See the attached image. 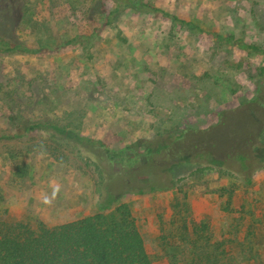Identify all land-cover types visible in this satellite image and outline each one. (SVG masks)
I'll list each match as a JSON object with an SVG mask.
<instances>
[{"label":"rangeland","instance_id":"374dc122","mask_svg":"<svg viewBox=\"0 0 264 264\" xmlns=\"http://www.w3.org/2000/svg\"><path fill=\"white\" fill-rule=\"evenodd\" d=\"M134 1L161 11L128 7L109 20L112 0H0V38L23 48L0 49V227L98 211L92 160L29 124L123 149L214 125L257 95L264 54L227 36L264 48V0ZM219 156L176 165L174 187L120 198L152 264H264V166L247 183L239 162Z\"/></svg>","mask_w":264,"mask_h":264},{"label":"trees","instance_id":"16d2710c","mask_svg":"<svg viewBox=\"0 0 264 264\" xmlns=\"http://www.w3.org/2000/svg\"><path fill=\"white\" fill-rule=\"evenodd\" d=\"M112 1L109 20L128 7L161 11L150 3ZM227 37L232 44L264 54L258 44ZM75 39L77 36L63 43ZM0 49L23 48L0 38ZM259 74L261 87L242 110L235 108L227 116L222 112L218 122L208 127H184L166 139L129 144L123 149H113L101 138L57 123L29 124L28 130L50 131L92 160L99 176V207L94 214L54 226L41 222L33 228L21 220L3 221L0 264H152L130 205L120 198L126 193L145 194L174 187L176 165H220V152L226 164L229 160L239 162L241 170L246 171L245 181L251 183L255 171L264 166V66ZM117 162L122 164L121 169L116 168Z\"/></svg>","mask_w":264,"mask_h":264}]
</instances>
